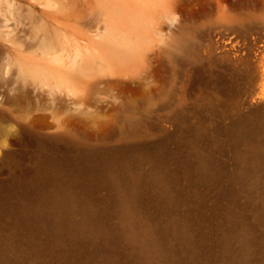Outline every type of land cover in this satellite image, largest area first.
I'll list each match as a JSON object with an SVG mask.
<instances>
[{"label": "rangeland", "instance_id": "rangeland-1", "mask_svg": "<svg viewBox=\"0 0 264 264\" xmlns=\"http://www.w3.org/2000/svg\"><path fill=\"white\" fill-rule=\"evenodd\" d=\"M4 11L0 264H264V0H180L142 67L59 77L19 70Z\"/></svg>", "mask_w": 264, "mask_h": 264}, {"label": "bare ground", "instance_id": "bare-ground-1", "mask_svg": "<svg viewBox=\"0 0 264 264\" xmlns=\"http://www.w3.org/2000/svg\"><path fill=\"white\" fill-rule=\"evenodd\" d=\"M25 2L29 7L26 12L13 0H0L5 4L2 14L5 35L12 37L13 52L20 71L35 65L31 68L32 72L54 77H59L63 71L82 69L83 61L89 64V69L94 70L102 66L112 56L111 53L123 54L130 62L142 67L150 55L163 50L166 39L171 37L172 32H165V26L188 29L185 20L177 15L180 0ZM220 8L218 3L217 10ZM32 9L39 14L36 16ZM8 22H13L10 29ZM29 29L33 31L30 33L37 43H27L23 39ZM50 40L51 44H48ZM31 51L32 55H25V52ZM249 66L247 64V69ZM238 76L245 78L246 73ZM262 76V83L251 103L258 98L264 100V74ZM250 111L264 116V105ZM128 130L134 129L131 127Z\"/></svg>", "mask_w": 264, "mask_h": 264}, {"label": "water", "instance_id": "water-1", "mask_svg": "<svg viewBox=\"0 0 264 264\" xmlns=\"http://www.w3.org/2000/svg\"><path fill=\"white\" fill-rule=\"evenodd\" d=\"M263 105H264V103H251V100H248L246 102V106L249 110L254 109V108H258V107L263 106Z\"/></svg>", "mask_w": 264, "mask_h": 264}]
</instances>
